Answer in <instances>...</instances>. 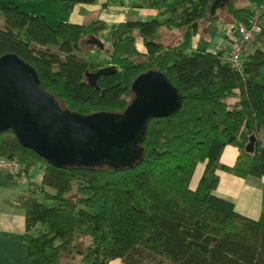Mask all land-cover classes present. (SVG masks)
<instances>
[{
    "label": "trees",
    "instance_id": "obj_1",
    "mask_svg": "<svg viewBox=\"0 0 264 264\" xmlns=\"http://www.w3.org/2000/svg\"><path fill=\"white\" fill-rule=\"evenodd\" d=\"M239 1L144 0L160 17L118 22L103 49L88 41L105 29L101 19L54 27L14 4L1 9L0 55L16 52L33 64L63 108L123 112L135 78L151 69L183 95L174 112L150 118L143 154L132 163L59 166L23 145L13 129L0 130L5 164L19 163L26 177L36 166L44 171L41 184L18 200L26 214L24 264H264V212L242 213L216 192L218 169L264 175V25L241 68L227 58L229 39L217 51L160 39L162 27L196 32L202 19L248 23L264 5ZM140 35L146 51L137 48ZM92 49L106 58L91 57ZM110 64L113 72L89 81L87 72ZM227 144L240 149L233 165L221 160ZM200 162L205 168L194 188Z\"/></svg>",
    "mask_w": 264,
    "mask_h": 264
},
{
    "label": "water",
    "instance_id": "obj_2",
    "mask_svg": "<svg viewBox=\"0 0 264 264\" xmlns=\"http://www.w3.org/2000/svg\"><path fill=\"white\" fill-rule=\"evenodd\" d=\"M88 41L105 48L96 34ZM114 70L110 64L87 75L97 83L101 74ZM132 88L134 96L123 112L70 110L41 85L33 64L6 52L0 55V130L13 129L23 145L59 166L132 163L143 154L150 118L174 112L183 98L159 69L140 73Z\"/></svg>",
    "mask_w": 264,
    "mask_h": 264
},
{
    "label": "crops",
    "instance_id": "obj_3",
    "mask_svg": "<svg viewBox=\"0 0 264 264\" xmlns=\"http://www.w3.org/2000/svg\"><path fill=\"white\" fill-rule=\"evenodd\" d=\"M143 3L144 0H95L91 3L73 0H0V25L4 23L1 9L9 4L16 5L24 13L46 17L48 23L54 27L61 21L87 23L101 19L106 27L98 36L105 42V47H108L113 26L118 22L160 17L159 9L146 7ZM171 31L172 43L189 39L192 47L213 51L228 48L226 42L229 37L218 20H200L196 32L184 28L171 29ZM136 45L139 50L146 51L141 35L137 37ZM91 55L101 60L107 56L106 51L100 52L96 49L91 50ZM237 100L238 96L230 98V102L233 103ZM239 153L238 146L227 144L222 151L221 160L227 165H233ZM204 168L205 162H200L192 178V187L197 186ZM35 169L37 176L33 180L29 178V173ZM31 171L28 172L26 180L13 177L9 166L0 157V264L25 263L29 250L28 242L24 237L26 214L16 200H19L20 195L28 193L41 184L43 169L36 166ZM218 172L220 181L216 192L219 195L232 199L236 208L247 215L257 217L264 212V175L244 177L227 169H218ZM118 263L119 259L112 261V264Z\"/></svg>",
    "mask_w": 264,
    "mask_h": 264
},
{
    "label": "built area",
    "instance_id": "obj_4",
    "mask_svg": "<svg viewBox=\"0 0 264 264\" xmlns=\"http://www.w3.org/2000/svg\"><path fill=\"white\" fill-rule=\"evenodd\" d=\"M220 26L226 30L229 37V50L227 58L236 68H241L243 52L250 47L251 42L263 30L264 25V5L257 7L248 23L226 22L220 20ZM9 171L16 178L26 180L24 173L20 172L19 163L13 161L8 163ZM18 203V200H16Z\"/></svg>",
    "mask_w": 264,
    "mask_h": 264
},
{
    "label": "rangeland",
    "instance_id": "obj_5",
    "mask_svg": "<svg viewBox=\"0 0 264 264\" xmlns=\"http://www.w3.org/2000/svg\"><path fill=\"white\" fill-rule=\"evenodd\" d=\"M242 4H246L247 6H253V3H251V2H249L247 0L239 1L238 5H242ZM161 32H162L161 40L166 42V43H172V41H173V32L171 31V29H168L166 27H162ZM81 54H83V53H81ZM91 57L96 58L95 55L94 56L91 55ZM36 176H37L36 169H35V171H31L29 173V178L30 179L34 180Z\"/></svg>",
    "mask_w": 264,
    "mask_h": 264
}]
</instances>
